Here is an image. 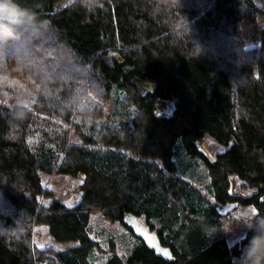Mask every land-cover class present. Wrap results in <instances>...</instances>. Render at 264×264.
Segmentation results:
<instances>
[{
    "label": "trees",
    "instance_id": "16d2710c",
    "mask_svg": "<svg viewBox=\"0 0 264 264\" xmlns=\"http://www.w3.org/2000/svg\"><path fill=\"white\" fill-rule=\"evenodd\" d=\"M60 1L14 0L29 16L0 42V264H95L93 213L132 231L129 220L142 221L172 254L139 236L124 258L112 251L103 264H234L264 234L253 225L229 242L219 211L250 205L264 219V27L258 47L242 36L263 6ZM110 51L118 58L109 63ZM137 81L152 86L143 92ZM114 86L134 113L109 126L102 118ZM158 102L170 111L159 113ZM180 151L203 162L207 190L178 171ZM59 173L84 175L73 206L42 179ZM38 224L76 243L41 249Z\"/></svg>",
    "mask_w": 264,
    "mask_h": 264
},
{
    "label": "rangeland",
    "instance_id": "374dc122",
    "mask_svg": "<svg viewBox=\"0 0 264 264\" xmlns=\"http://www.w3.org/2000/svg\"><path fill=\"white\" fill-rule=\"evenodd\" d=\"M68 0H61L63 5ZM258 5L263 6L264 0H254ZM264 27V10L257 15L256 22H250L244 20L242 23V36L245 40V47L252 46L250 43L253 41L258 43L259 31ZM258 47V46H257ZM114 58H118V55L114 51H110L106 56L107 61L110 63ZM143 92L150 89L152 84L148 81H137ZM122 98L121 92L116 88L112 89L111 98L104 103L105 114L102 121L106 125H116L120 121H128L133 115V107H122L120 99ZM159 113H165L170 111L171 106L168 103L158 102ZM206 149L211 148V142L206 140L202 143ZM174 161L177 164L178 171L183 175L204 189H208L210 186V178L205 168V165L199 159L192 157L191 155L180 151L174 157ZM42 179L46 183L47 187L52 190V197L59 198L68 206H73L79 202L81 198L80 185L84 180L83 174H78L73 177L69 174H42ZM234 182L236 180L233 179ZM236 184V183H235ZM51 200L50 197H43L42 201L48 203ZM221 213V224L223 231L229 242H234L240 239L246 229L253 225H258L263 233L264 219L257 216L253 206H237L234 207L232 203H228L224 206H219ZM143 224L142 221H139ZM89 233L94 238L98 247L95 248L90 256V261L95 264H103L108 257V254L112 251L116 252L121 257H125L126 253L132 248V246L139 240V236L130 229H126L119 225L117 222L110 223L104 219L99 213H93L89 222ZM34 243L39 248L52 247L57 251L65 250L69 246H72L76 241H58L54 239L47 231V227L44 224H38L33 229ZM250 245H244L242 253L239 257L234 258V264H252L251 259L248 258ZM54 258V257H53ZM52 257L44 261V264H49ZM55 259V258H54ZM56 264H62L57 258ZM264 264V260L261 261Z\"/></svg>",
    "mask_w": 264,
    "mask_h": 264
},
{
    "label": "clouds",
    "instance_id": "9594fccd",
    "mask_svg": "<svg viewBox=\"0 0 264 264\" xmlns=\"http://www.w3.org/2000/svg\"><path fill=\"white\" fill-rule=\"evenodd\" d=\"M29 16L14 0H0V42L14 37L12 25L21 23ZM264 227V224L261 225ZM248 258L252 264H261L264 260V234L254 235L249 247Z\"/></svg>",
    "mask_w": 264,
    "mask_h": 264
},
{
    "label": "water",
    "instance_id": "95a60500",
    "mask_svg": "<svg viewBox=\"0 0 264 264\" xmlns=\"http://www.w3.org/2000/svg\"><path fill=\"white\" fill-rule=\"evenodd\" d=\"M129 221L135 233L140 236L151 248H153L156 254L163 256L167 260L171 259V252L168 248L161 246L153 232H150L142 227L135 218H131Z\"/></svg>",
    "mask_w": 264,
    "mask_h": 264
},
{
    "label": "crops",
    "instance_id": "0c3cea01",
    "mask_svg": "<svg viewBox=\"0 0 264 264\" xmlns=\"http://www.w3.org/2000/svg\"><path fill=\"white\" fill-rule=\"evenodd\" d=\"M252 46H250V47H247V48H254V47H257V46H259V44H260V40L258 41V43L256 42H254L253 41V43H250Z\"/></svg>",
    "mask_w": 264,
    "mask_h": 264
}]
</instances>
